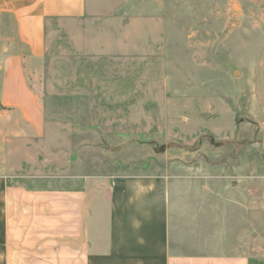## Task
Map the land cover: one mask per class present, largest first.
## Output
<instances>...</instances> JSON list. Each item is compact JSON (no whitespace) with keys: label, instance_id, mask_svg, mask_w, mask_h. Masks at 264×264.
<instances>
[{"label":"rangeland","instance_id":"1","mask_svg":"<svg viewBox=\"0 0 264 264\" xmlns=\"http://www.w3.org/2000/svg\"><path fill=\"white\" fill-rule=\"evenodd\" d=\"M24 72L45 125L35 134L0 102V179L106 191L167 177L206 209L195 237L212 245L190 252L264 264V0H86L82 17L47 23L46 54Z\"/></svg>","mask_w":264,"mask_h":264},{"label":"crops","instance_id":"2","mask_svg":"<svg viewBox=\"0 0 264 264\" xmlns=\"http://www.w3.org/2000/svg\"><path fill=\"white\" fill-rule=\"evenodd\" d=\"M85 8L86 0H0V19L12 22L17 41L4 61L0 102L17 108L35 134L43 133L45 116L26 104L33 95L24 63L44 58L50 20L80 18ZM89 184L35 189L0 179V264H249L203 248L190 252L212 245L195 237L206 209L188 205L192 196L171 189L167 177L119 178L106 191ZM176 223L180 234L173 237Z\"/></svg>","mask_w":264,"mask_h":264},{"label":"water","instance_id":"3","mask_svg":"<svg viewBox=\"0 0 264 264\" xmlns=\"http://www.w3.org/2000/svg\"><path fill=\"white\" fill-rule=\"evenodd\" d=\"M234 163H235V164L237 163L236 159H234Z\"/></svg>","mask_w":264,"mask_h":264}]
</instances>
